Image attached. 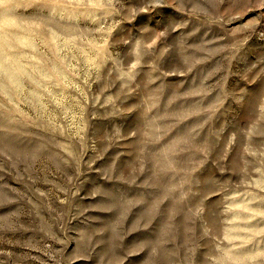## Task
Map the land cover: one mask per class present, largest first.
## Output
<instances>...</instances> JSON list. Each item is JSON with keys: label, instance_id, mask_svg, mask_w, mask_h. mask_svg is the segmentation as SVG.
<instances>
[{"label": "rangeland", "instance_id": "obj_1", "mask_svg": "<svg viewBox=\"0 0 264 264\" xmlns=\"http://www.w3.org/2000/svg\"><path fill=\"white\" fill-rule=\"evenodd\" d=\"M0 264H264V0H0Z\"/></svg>", "mask_w": 264, "mask_h": 264}]
</instances>
